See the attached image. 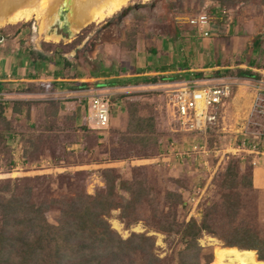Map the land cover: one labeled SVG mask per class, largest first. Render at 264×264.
Instances as JSON below:
<instances>
[{"label":"rangeland","instance_id":"1","mask_svg":"<svg viewBox=\"0 0 264 264\" xmlns=\"http://www.w3.org/2000/svg\"><path fill=\"white\" fill-rule=\"evenodd\" d=\"M36 1H42L47 12ZM26 4L29 7L36 4L37 8H30L32 14L26 19L8 21L5 20L7 16L4 19L0 16V73L9 72L10 66L16 68L21 62L30 61L26 52L30 49L51 59L36 71L41 82H8L7 89L0 93V103L57 100L60 103L57 124L61 126L64 122L67 128L59 133L61 136L57 141H50L42 147L39 157L30 162L19 158V143L10 139V152L16 162L7 165V153L0 151V180L51 176V188L56 196L65 191L68 179L61 180L58 174L80 171L85 190L93 193L103 185L99 169L116 167L125 177L146 176L152 187L150 199L153 204L158 203L161 207L166 204L163 197L166 189L181 192L182 202L174 208L177 219L184 220L191 216L199 218L204 203L219 197V174L228 160L234 158L239 161L241 169L248 166L253 173V186L240 190L244 206L241 217L257 229H264V157L235 151L232 147L235 143L233 125L246 115L253 93L250 85L254 81L227 72L236 73V68H245L254 72V79L264 77V0H242L230 5H219L216 0H126L118 10L103 18L88 17L86 11L80 18V12L75 11L71 0H28ZM26 4L11 6L5 13ZM197 13H205L208 17L209 35L206 37L200 34L199 28L189 24V17ZM63 20L66 32L63 31ZM60 56L68 58L72 66L63 69L64 77L55 78L52 75L53 61ZM251 59L254 64L249 65ZM179 63L192 68L185 72L202 70L204 76L175 79L176 82L206 77H242L232 85L231 94L221 106L218 124L202 135L180 131L166 93L173 83L142 81L144 77L162 75L165 80L159 79L164 82L174 73L159 72L158 66ZM137 68L143 72H137ZM102 71L108 73V77L100 76ZM116 77L135 78L142 81V85L132 86L134 82H131L123 89H115L121 90L120 93H107L112 115L108 126L102 130L93 127L87 119L90 112L88 97L77 95L59 84L62 80L95 83ZM122 94L128 96H120V102L113 100L115 95ZM131 100H139L142 114L154 116L157 139L146 146L129 144L125 158L106 161L111 142L116 139L112 129L122 130L126 104ZM73 112L76 114L74 125H86L90 130L86 134L82 129L71 130L72 122L65 117ZM23 114L24 111L13 121L17 130H25L28 123L42 122L38 105H32L28 120ZM6 115H11L10 109L6 110ZM2 126L0 121V128ZM192 141L198 144L196 149H192ZM72 179L71 176L68 180ZM147 212L145 208L143 214ZM57 216L56 210L47 213L51 221ZM108 220L122 237L131 231L152 234L155 237L154 251L160 258H167L175 252L176 234L167 236L155 230L144 217L126 225L119 218V209H112ZM199 244L211 248L201 254L203 264H245L233 259L236 251L257 257L255 252L247 249L223 247L221 240L209 234H203Z\"/></svg>","mask_w":264,"mask_h":264},{"label":"trees","instance_id":"2","mask_svg":"<svg viewBox=\"0 0 264 264\" xmlns=\"http://www.w3.org/2000/svg\"><path fill=\"white\" fill-rule=\"evenodd\" d=\"M216 1L219 5H230L242 0ZM26 52L32 63V68L26 75L35 78L36 71L42 69L51 57L43 56L34 49ZM53 62L52 75L55 78L64 77L63 69L72 66V62L65 56H60ZM251 64H254L252 59L249 61V65ZM166 69L165 65L158 66V70ZM137 70L143 72L141 68ZM227 72L239 76L255 75L245 68H236V73L230 70ZM99 75L108 77L109 74L102 71ZM202 76L204 72L198 70L185 72L181 77ZM162 77H144L142 81L154 82ZM171 78L178 77L172 74ZM134 79L116 77L98 83L115 86L140 81ZM59 84L73 90L88 83L62 80ZM7 86L8 83L0 79V93L4 92ZM120 96L128 95H115L113 100L120 102ZM138 101H127L126 119L122 130L112 129L116 139L111 142L106 161L125 158L129 144L146 146L149 142L156 141L154 116L142 114ZM34 104L40 107L42 122L28 123L29 127L25 130H17L13 121L23 111L24 118L28 120ZM59 107V101L54 99L0 103V121L3 124L0 128V151L7 153V165L16 162L10 152V139L19 143V158L23 162H30L39 157L42 147L48 142L60 138L59 133H62L67 125L62 122L63 119L61 126L57 124ZM7 109L11 111L9 116L6 115ZM111 115L109 103V122ZM65 118L71 120L72 131L82 129L85 134L90 131L86 125H74L75 112ZM184 133L202 135L204 132ZM64 145L63 143L62 148ZM55 160H59V157ZM99 172L103 185L97 187L93 193L85 190L84 182L79 177L82 172L58 174L61 180L71 179V176L73 179H67L65 191L56 196L52 192L51 176L1 179L0 264H203L200 261L201 254L211 249L199 244V238L203 234L215 236L221 240L223 247L247 249L253 254L255 252L258 260H264V229H257L241 217L244 206L241 203L240 190L253 186V173L248 166L241 169L237 159L228 160L219 174V197L204 203L199 218L191 216L184 220L177 219V210L174 208L182 202L181 192L166 189L163 193L166 204L161 207L158 203H151L152 187L143 174L125 177L116 167L111 166L102 167ZM172 201L174 202L171 203ZM145 208L148 212L143 214ZM112 209H119V218L126 225L144 217L148 225L153 226L155 230L167 236L176 234L174 254L160 258L154 251L155 237L152 234L131 231L126 237L119 235L108 220ZM52 210L58 212L53 221L47 217V213Z\"/></svg>","mask_w":264,"mask_h":264},{"label":"built area","instance_id":"3","mask_svg":"<svg viewBox=\"0 0 264 264\" xmlns=\"http://www.w3.org/2000/svg\"><path fill=\"white\" fill-rule=\"evenodd\" d=\"M191 26L201 30L202 36H208L209 20L205 13L193 14L188 19ZM251 78L252 96L246 115L233 125L235 151H242L264 157V77ZM242 77H206L174 82L166 90L168 105L172 116L180 126V131L205 132L208 127L218 124L221 106L229 97L232 85ZM101 85H85L77 88L89 99L87 119L95 128H106L109 124V99L107 92L100 90ZM192 149L198 144L191 142ZM203 147V146H201Z\"/></svg>","mask_w":264,"mask_h":264},{"label":"bare ground","instance_id":"4","mask_svg":"<svg viewBox=\"0 0 264 264\" xmlns=\"http://www.w3.org/2000/svg\"><path fill=\"white\" fill-rule=\"evenodd\" d=\"M27 1L28 0H0V16H2L3 19L5 18V16H7L6 17L7 19H5V20H8V21L9 20L17 21V20H22V19L28 18L32 14V9H30V8H32V7L35 9H37V8L35 7L36 4L33 5L32 7L27 6V4H26ZM71 1L73 4L72 6L75 7V11L79 10V12H80L79 17L80 18L85 16L83 13L84 11L87 12L86 15H88V17L103 18L106 14L112 13L113 11L118 10V8L126 2V0H71ZM24 2L26 4L25 7L22 6L21 8L15 9L13 12H8V13L6 12L5 13V11L9 7L16 6V5L21 6V3L23 5ZM41 2L42 1H39V2L36 1V3L39 4L38 6L44 11L45 10L43 7L44 3L41 4ZM49 2H50V0H49ZM45 6H49V5H45ZM51 7H52V5H51ZM45 8H47V7H45ZM35 9H33V10H35ZM44 12H47V11L45 10ZM1 13L3 15H1ZM1 18H0V20H1ZM233 259L243 261V262H245V264H264V261L258 260L253 255H251L247 252H244V251H236L233 254Z\"/></svg>","mask_w":264,"mask_h":264},{"label":"crops","instance_id":"5","mask_svg":"<svg viewBox=\"0 0 264 264\" xmlns=\"http://www.w3.org/2000/svg\"><path fill=\"white\" fill-rule=\"evenodd\" d=\"M1 58H2V53L0 51V64H1ZM29 62L30 61H27V62L23 61V62H21L22 64L19 65L16 68H15V66L14 67L10 66L9 69H8L9 72H7L5 70V72H1L0 73V79L6 81L7 83L8 82H13V81H26L27 83H29V82H39V81L41 82L42 78L38 76L37 72H36L37 74H36L35 78L28 77V75H26L27 71L32 68L31 67V62L30 63ZM165 66H167V69L163 70V71L160 70L159 72L171 71V72H173L175 74V73H181V72L185 73V71H189L190 69H192L191 67H188V64H185V63H179L176 66L174 64H172V65L168 64V65H165ZM0 67H1V65H0ZM179 71H181V72H179ZM199 71H202V70H199ZM14 73H16V74H14ZM176 75H177L178 78H171V75H169L166 78V81L162 82V80H165L164 78H162V80L158 79L157 81H154L153 83H155V84L169 83L170 84V83L176 82L175 79H182L181 76H183V74H176ZM98 82H102V81H98ZM98 82H95V83L87 82L88 83L87 85H91V86L92 85L94 86L96 84L101 85V88H99V89L104 91V92H107V93H120L121 90H115V89H123V87H127L126 85L110 86V85L101 84V83H98ZM140 82H142V81L135 82L132 86L142 85V84H140ZM72 91H73V93H76L77 95L81 94V95L84 96V93L77 91V89H73Z\"/></svg>","mask_w":264,"mask_h":264},{"label":"flooded vegetation","instance_id":"6","mask_svg":"<svg viewBox=\"0 0 264 264\" xmlns=\"http://www.w3.org/2000/svg\"><path fill=\"white\" fill-rule=\"evenodd\" d=\"M65 25H66V24H65V22H64V20H63V31H64V32H66V27H65Z\"/></svg>","mask_w":264,"mask_h":264}]
</instances>
